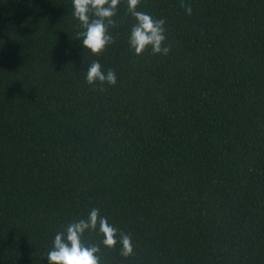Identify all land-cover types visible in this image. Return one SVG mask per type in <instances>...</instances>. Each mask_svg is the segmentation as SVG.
<instances>
[{"label": "trees", "instance_id": "trees-1", "mask_svg": "<svg viewBox=\"0 0 264 264\" xmlns=\"http://www.w3.org/2000/svg\"><path fill=\"white\" fill-rule=\"evenodd\" d=\"M137 10L165 20L167 56L129 50L126 0L98 55L71 0H0V264H47L94 207L134 246L101 264H264V0ZM94 60L115 85L86 82Z\"/></svg>", "mask_w": 264, "mask_h": 264}, {"label": "clouds", "instance_id": "clouds-1", "mask_svg": "<svg viewBox=\"0 0 264 264\" xmlns=\"http://www.w3.org/2000/svg\"><path fill=\"white\" fill-rule=\"evenodd\" d=\"M121 0H71L73 18L79 22L81 31L76 33L78 49H85L98 55L113 42L109 29L114 27V17ZM140 0H126L127 11L132 23L127 34V45L135 55L150 49L155 55L167 56L171 48L166 41L165 20L156 19L150 13L137 10ZM185 13L191 15L192 7L187 5ZM80 55V52H78ZM85 80L88 84L115 85L117 75L112 69H104L98 60L87 67ZM96 233L100 244L87 243L86 234ZM119 245L122 257L133 254L134 246L130 234L119 231L101 214L99 208H92L86 216L68 222L54 235L52 246L46 251L47 264H101V246L114 248Z\"/></svg>", "mask_w": 264, "mask_h": 264}]
</instances>
